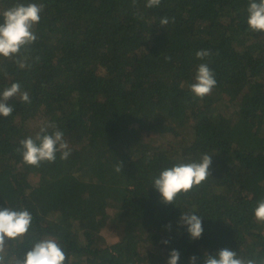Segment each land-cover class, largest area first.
<instances>
[{"label":"trees","instance_id":"1","mask_svg":"<svg viewBox=\"0 0 264 264\" xmlns=\"http://www.w3.org/2000/svg\"><path fill=\"white\" fill-rule=\"evenodd\" d=\"M146 2L0 0V12L44 6L29 67L0 58V90L18 82L31 100L10 98L12 114L0 117V209L33 217L12 254L54 237L65 264H167L172 250L178 264H203L222 248L264 258L253 215L264 199V33L247 27L248 0ZM199 50L212 55L199 60ZM201 63L216 79L202 99L189 90ZM48 124L70 155L25 164L19 142ZM204 153L209 178L165 204L153 178ZM186 212L203 218L197 240L180 226Z\"/></svg>","mask_w":264,"mask_h":264},{"label":"clouds","instance_id":"2","mask_svg":"<svg viewBox=\"0 0 264 264\" xmlns=\"http://www.w3.org/2000/svg\"><path fill=\"white\" fill-rule=\"evenodd\" d=\"M135 5L136 0H132ZM161 0H147V9L159 7ZM42 4L17 3L0 12V58L12 60L20 69L29 67V52L31 45L38 36L34 26L40 21ZM246 24L251 32L264 33V0H248ZM169 19L165 16L159 21L161 26L167 25ZM212 55L210 50H199L195 56L199 60ZM166 59H169L166 57ZM216 86L214 73L206 63H201L196 69L194 82L189 85L190 92L197 98L209 95ZM19 97L22 103H31L29 93L21 90L18 82L11 83L0 90V117H8L13 108L6 102L10 98ZM55 125H45L39 129L35 137L22 139V160L30 166H39L41 162H54L57 153L61 159L70 155L69 145L64 133L55 130L48 133V128ZM211 156L204 153L199 160L188 163H177L165 168L152 180V188L160 195L165 204H173L179 194H186L195 186H199L210 176ZM120 173L121 166L116 165ZM254 218L264 223V199H261L254 209ZM32 215L26 209L14 210L10 207L0 209V264H65L66 253L54 237H44L31 243L30 249L22 258L12 254L11 244L20 245L28 235L32 226ZM202 217L186 212L180 216V226L186 228L189 237L197 240L203 233ZM167 243V241H165ZM180 254L177 250L169 252L167 264H178ZM197 258L190 257L189 264H196ZM203 264H264V258L238 255L228 248H222L217 253L203 256Z\"/></svg>","mask_w":264,"mask_h":264},{"label":"rangeland","instance_id":"3","mask_svg":"<svg viewBox=\"0 0 264 264\" xmlns=\"http://www.w3.org/2000/svg\"><path fill=\"white\" fill-rule=\"evenodd\" d=\"M100 234L101 241L105 243H110L116 236L110 228H104Z\"/></svg>","mask_w":264,"mask_h":264}]
</instances>
